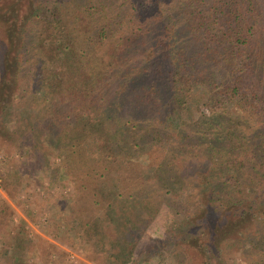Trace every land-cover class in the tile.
<instances>
[{
    "label": "trees",
    "instance_id": "obj_1",
    "mask_svg": "<svg viewBox=\"0 0 264 264\" xmlns=\"http://www.w3.org/2000/svg\"><path fill=\"white\" fill-rule=\"evenodd\" d=\"M4 148L62 157L96 264H264V0H0ZM13 210L0 264H27Z\"/></svg>",
    "mask_w": 264,
    "mask_h": 264
},
{
    "label": "rangeland",
    "instance_id": "obj_2",
    "mask_svg": "<svg viewBox=\"0 0 264 264\" xmlns=\"http://www.w3.org/2000/svg\"><path fill=\"white\" fill-rule=\"evenodd\" d=\"M34 162L36 168L41 164L36 160ZM62 164V157L53 153L41 172L30 170L32 163L30 166L25 158L7 148L0 149V199H6L14 208V213L7 216L3 223L11 228L10 237L32 242V250L38 257L24 254L27 264H42L43 260L46 264H96L87 252L93 239L70 228L83 203L65 196L66 193L76 194V189L68 178L60 174ZM12 169L20 171L23 177L27 176V186L18 190L1 188V175ZM170 219L171 216L169 222ZM164 222L162 217L157 226H153L154 235L164 231L166 225L161 230ZM172 223L173 220L169 232L175 228ZM5 237L6 234L0 235V249L4 246ZM183 237L184 233L178 232L173 236V241H184ZM171 238L167 237L164 242L171 243ZM225 256L228 264H246L240 250H233ZM139 259L142 260L140 264H160L164 260L158 255L147 259L143 253H139ZM192 259V264H201L199 258Z\"/></svg>",
    "mask_w": 264,
    "mask_h": 264
},
{
    "label": "built area",
    "instance_id": "obj_3",
    "mask_svg": "<svg viewBox=\"0 0 264 264\" xmlns=\"http://www.w3.org/2000/svg\"><path fill=\"white\" fill-rule=\"evenodd\" d=\"M74 257V256H73Z\"/></svg>",
    "mask_w": 264,
    "mask_h": 264
}]
</instances>
